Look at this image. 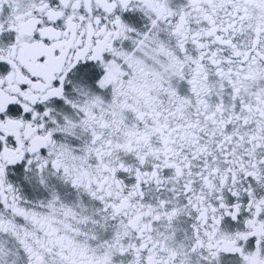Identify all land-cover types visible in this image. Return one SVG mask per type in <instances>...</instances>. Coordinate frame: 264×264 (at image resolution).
<instances>
[{
    "label": "snow or ice",
    "instance_id": "6c2138e0",
    "mask_svg": "<svg viewBox=\"0 0 264 264\" xmlns=\"http://www.w3.org/2000/svg\"><path fill=\"white\" fill-rule=\"evenodd\" d=\"M0 264H264V0H0Z\"/></svg>",
    "mask_w": 264,
    "mask_h": 264
}]
</instances>
